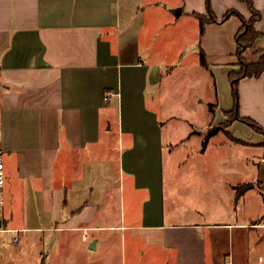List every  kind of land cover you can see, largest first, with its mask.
<instances>
[{
	"label": "crops",
	"instance_id": "crops-1",
	"mask_svg": "<svg viewBox=\"0 0 264 264\" xmlns=\"http://www.w3.org/2000/svg\"><path fill=\"white\" fill-rule=\"evenodd\" d=\"M251 2L264 35V0ZM210 7L239 14L213 21L208 0H0V264H264V134L241 119L264 128V71L239 80L227 125L253 13Z\"/></svg>",
	"mask_w": 264,
	"mask_h": 264
},
{
	"label": "trees",
	"instance_id": "trees-1",
	"mask_svg": "<svg viewBox=\"0 0 264 264\" xmlns=\"http://www.w3.org/2000/svg\"><path fill=\"white\" fill-rule=\"evenodd\" d=\"M246 1L252 11V17L249 21L243 20V25L241 26L240 30L237 32L236 40L238 44L237 54L240 60L239 63V69H235L230 71V78L232 81L234 93H235V107L231 112H229V115L232 114L231 118L227 121V125L234 119H239L241 116L239 115V92H238V82L241 78L245 76H259L264 71V53L262 54L261 58L258 61L250 62L246 59L244 56V52L247 48H255L256 43L260 39H264V35L262 32L258 31L256 28V23L258 20L261 19L262 15L259 11L255 10L251 0H244ZM208 6H209V13L211 14V18L213 21L223 22L232 14H239L237 10H230L228 11L224 16L217 17L210 7V0H208ZM202 26L204 25L206 21V17L201 16ZM245 122L250 124L254 129L257 131H262L264 133V128L255 120H252L250 118L242 117ZM215 132V130H211V133ZM251 187L250 184H247L245 187L242 188V190H245L247 188Z\"/></svg>",
	"mask_w": 264,
	"mask_h": 264
},
{
	"label": "built area",
	"instance_id": "built-area-1",
	"mask_svg": "<svg viewBox=\"0 0 264 264\" xmlns=\"http://www.w3.org/2000/svg\"><path fill=\"white\" fill-rule=\"evenodd\" d=\"M7 180L6 164L3 151L0 149V214L4 204V188ZM1 230V228H0ZM17 241L18 238H15Z\"/></svg>",
	"mask_w": 264,
	"mask_h": 264
},
{
	"label": "rangeland",
	"instance_id": "rangeland-1",
	"mask_svg": "<svg viewBox=\"0 0 264 264\" xmlns=\"http://www.w3.org/2000/svg\"><path fill=\"white\" fill-rule=\"evenodd\" d=\"M255 48H257V46L255 47ZM190 50V49H189ZM259 50H261V49H259ZM264 52V48L261 50V52ZM231 116H232V114L231 115H229L228 116V118L230 119L231 118ZM228 119V120H229ZM256 130V129H255ZM262 132V131H261ZM263 133V132H262ZM264 134V133H263ZM0 228L2 229L3 228V226H0ZM3 237H4V239H2V241L4 240V242H3V245H5V247H4V249L5 250H16L18 247L20 248V244H21V242L20 243H13V241L11 240V235L10 234H7V233H5V234H3ZM255 257L258 259V254L256 253L255 254Z\"/></svg>",
	"mask_w": 264,
	"mask_h": 264
}]
</instances>
